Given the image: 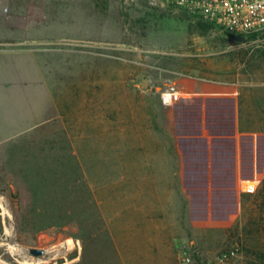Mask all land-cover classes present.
Here are the masks:
<instances>
[{
  "label": "rangeland",
  "instance_id": "rangeland-1",
  "mask_svg": "<svg viewBox=\"0 0 264 264\" xmlns=\"http://www.w3.org/2000/svg\"><path fill=\"white\" fill-rule=\"evenodd\" d=\"M201 21L169 0H0V56L25 68L34 58L57 103L35 137L0 145V264H248L264 254V179L245 192L239 221L194 227L172 178L147 159L171 155L158 98L179 78L239 84L264 130V63L243 62L255 43Z\"/></svg>",
  "mask_w": 264,
  "mask_h": 264
},
{
  "label": "crops",
  "instance_id": "crops-1",
  "mask_svg": "<svg viewBox=\"0 0 264 264\" xmlns=\"http://www.w3.org/2000/svg\"><path fill=\"white\" fill-rule=\"evenodd\" d=\"M4 59L0 56V145H10L35 137L37 128L52 120L48 114L57 103L38 81L34 58L28 68L22 66L25 58ZM172 89L158 98L171 155L147 152V159H156V168L172 178L169 185L174 182L172 191L186 202L194 227L233 224L244 212L245 185L259 188L264 179V130L242 102L239 84L186 77Z\"/></svg>",
  "mask_w": 264,
  "mask_h": 264
},
{
  "label": "built area",
  "instance_id": "built-area-1",
  "mask_svg": "<svg viewBox=\"0 0 264 264\" xmlns=\"http://www.w3.org/2000/svg\"><path fill=\"white\" fill-rule=\"evenodd\" d=\"M169 1L191 16L215 25L230 38L244 35L248 39L246 44L264 42V0ZM245 187L248 192H255L257 189L254 183H248ZM190 262L191 259L184 255L182 264Z\"/></svg>",
  "mask_w": 264,
  "mask_h": 264
},
{
  "label": "trees",
  "instance_id": "trees-1",
  "mask_svg": "<svg viewBox=\"0 0 264 264\" xmlns=\"http://www.w3.org/2000/svg\"><path fill=\"white\" fill-rule=\"evenodd\" d=\"M199 28L202 31L206 32V31L212 30L216 27L213 24L201 21L199 23ZM226 36L229 37V35H227V34H226ZM237 45H239V44H237ZM243 52L245 53V57H244V61H243L245 64L248 63V65H249L251 63H254V64H256V63L263 64L264 63V42L255 43V45H253L251 48H249ZM253 255H254V258H252L248 264H264V254H259V253L255 252V253H253ZM226 256L227 255H224L225 258H226Z\"/></svg>",
  "mask_w": 264,
  "mask_h": 264
},
{
  "label": "water",
  "instance_id": "water-1",
  "mask_svg": "<svg viewBox=\"0 0 264 264\" xmlns=\"http://www.w3.org/2000/svg\"><path fill=\"white\" fill-rule=\"evenodd\" d=\"M231 39H232L234 42H236V43H238V44H241V45L246 44L247 41H248L247 37L244 36V35L233 36V37H231ZM30 252H31V254H33V255L36 256V257H42V256H44V255L46 254V250H44V249H39V248H31V249H30Z\"/></svg>",
  "mask_w": 264,
  "mask_h": 264
},
{
  "label": "bare ground",
  "instance_id": "bare-ground-1",
  "mask_svg": "<svg viewBox=\"0 0 264 264\" xmlns=\"http://www.w3.org/2000/svg\"><path fill=\"white\" fill-rule=\"evenodd\" d=\"M72 247H73V244L70 242L68 248L71 249ZM14 250H15V249H14ZM68 251H69V250H68ZM0 262H2L1 259H0Z\"/></svg>",
  "mask_w": 264,
  "mask_h": 264
}]
</instances>
